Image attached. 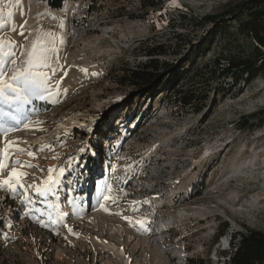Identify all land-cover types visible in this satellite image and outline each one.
Segmentation results:
<instances>
[{"label": "rangeland", "instance_id": "1", "mask_svg": "<svg viewBox=\"0 0 264 264\" xmlns=\"http://www.w3.org/2000/svg\"><path fill=\"white\" fill-rule=\"evenodd\" d=\"M153 1L0 4V39L14 42L5 45L16 60L7 67L23 68L37 38L55 49L50 67L38 69L50 77L48 90L24 106L28 127L7 134L15 144L0 172H26V186H43L51 174L53 192L0 189V264H186L198 256L224 264L219 254L230 251L233 233L264 229V119L251 118L264 112V76L236 80L217 61L253 52L257 44L239 27L246 16L219 22L187 76L131 110L132 88L113 72L152 57L177 65L214 29L206 15L243 0ZM159 45L166 53L151 56ZM180 89L194 92L192 103L180 101ZM224 221L229 228L212 244Z\"/></svg>", "mask_w": 264, "mask_h": 264}, {"label": "trees", "instance_id": "2", "mask_svg": "<svg viewBox=\"0 0 264 264\" xmlns=\"http://www.w3.org/2000/svg\"><path fill=\"white\" fill-rule=\"evenodd\" d=\"M48 3L54 8H61L64 0H47ZM122 0H114L115 3ZM143 3L147 6H155L153 0H143ZM246 16L242 19L239 27L247 34L254 42V50L248 54H228L220 56L217 59L219 61H226L222 66V72L226 76H232L236 80L245 79L250 82L260 75L264 76V53L262 48L264 47V0H243L233 5L227 6L224 10L206 15L204 18L213 24V30L208 37L203 39V42L198 44L196 48L188 54L185 60L180 63L169 64L167 62H160L157 58H150L147 62L131 69L119 68L113 72L117 73L116 81L121 86L126 85L132 88L129 92V101L127 108L131 110L135 100H145L150 97L151 99L159 93L166 84H173L177 82L179 78L183 79L187 76V72L190 68H186V64L193 65L197 58L204 55L207 48L210 46L214 37L220 33L219 22H227L232 17L238 18ZM209 42L207 43V40ZM151 56L165 54L163 45H159L152 49ZM182 63V64H181ZM163 92V91H162ZM178 92L180 95V101L185 104L193 102L195 97L194 92L190 90L180 89ZM147 107L143 110L145 113L148 110L150 103L146 104ZM135 114V110H134ZM141 118L143 115L141 114ZM254 120H263L264 112L260 117L256 115L251 116ZM256 118V119H255ZM101 126L106 130L109 126L107 120ZM127 119L121 121L126 123ZM243 127H250L252 123L246 121L243 123ZM100 132V131H99ZM97 133L100 134V133ZM105 140V137L101 136L98 142H93L97 150H101V142ZM196 187V186H195ZM198 187V185H197ZM196 187V188H197ZM229 228L227 221H224L222 225L218 227V231L214 234L212 244L216 242L219 237ZM231 249L230 251H224L222 254L227 257V261L224 264H264V229H249L246 232L240 231L232 234L231 237ZM212 245L209 246V249ZM186 264H210L208 257H191L186 260Z\"/></svg>", "mask_w": 264, "mask_h": 264}, {"label": "snow or ice", "instance_id": "3", "mask_svg": "<svg viewBox=\"0 0 264 264\" xmlns=\"http://www.w3.org/2000/svg\"><path fill=\"white\" fill-rule=\"evenodd\" d=\"M9 5L13 3V0H8ZM21 0H15V3L19 4ZM3 0H0V4ZM3 15V9L0 8V17ZM9 17L12 15L11 12L8 13ZM4 21L0 19V27H3ZM49 36L52 34L49 33ZM13 41H5L0 39V132L5 136L6 146L0 149V172L8 167L6 161L9 158V147L13 146L15 142L7 141V134L11 131L18 130V126L23 123L25 127L31 123L29 118L24 117V106L31 103L33 97H38L43 99V92L47 91V84L50 79L47 73L38 71L40 68L50 67L49 58L50 53L54 52L55 49L48 46V41L37 38L33 42L31 51L28 53V58L24 62L25 66L23 68H16L13 71L11 68L7 67L9 64H16V60L13 58L11 60L7 59L8 56H15L14 52H5V45L13 44ZM12 71V75L9 76L8 73ZM82 71H87V69H82ZM7 107V111L5 110ZM5 118L10 121L16 122L12 126H6ZM18 151H25V149H18ZM28 155H34L33 152H28ZM16 164L21 165V167H34V165H28L26 162L15 160ZM63 169L60 172L63 173ZM26 172L18 171L13 168L8 177L5 179H0V189H7L12 194H15L20 189L24 192H28L29 188H32L38 195L47 196L50 192H53V184L55 178L49 174L47 179L43 181V186L41 185H25L22 182V178L27 176ZM110 199L111 197H105ZM27 202L31 203L30 197H25ZM125 219H128L125 217ZM137 223H142V221H137ZM71 232L72 229L69 228Z\"/></svg>", "mask_w": 264, "mask_h": 264}]
</instances>
